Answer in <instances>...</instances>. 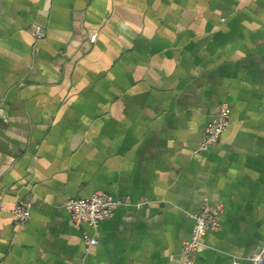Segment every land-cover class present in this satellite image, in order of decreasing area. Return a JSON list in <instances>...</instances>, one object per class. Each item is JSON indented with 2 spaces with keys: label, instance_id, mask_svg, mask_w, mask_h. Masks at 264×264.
Listing matches in <instances>:
<instances>
[{
  "label": "crops",
  "instance_id": "crops-1",
  "mask_svg": "<svg viewBox=\"0 0 264 264\" xmlns=\"http://www.w3.org/2000/svg\"><path fill=\"white\" fill-rule=\"evenodd\" d=\"M95 191L125 202L86 246L63 203ZM204 202L219 226L188 263ZM261 244L264 0H0V264H233Z\"/></svg>",
  "mask_w": 264,
  "mask_h": 264
},
{
  "label": "built area",
  "instance_id": "built-area-1",
  "mask_svg": "<svg viewBox=\"0 0 264 264\" xmlns=\"http://www.w3.org/2000/svg\"><path fill=\"white\" fill-rule=\"evenodd\" d=\"M32 33L37 39L45 37L46 30L44 26L38 23L32 24ZM96 33L90 37L94 40ZM231 107L227 103L218 105L215 115L206 123L203 128L202 138L198 146V150H206L216 144L229 123V115ZM4 122L8 121L6 116H2ZM122 198H116L111 194L103 191H95L86 197H73L64 201L63 205L69 212L72 223L76 227H80L83 223H87L92 233L83 232L82 236L86 246L97 243L98 225L101 220L110 218L115 208L124 203ZM223 205L221 203L211 204L204 202L199 210L193 216V224L190 237L183 243L186 260L190 263L195 252L203 245L202 236L207 228H217L219 226V216L222 212ZM13 222L16 225L24 224L30 216V204L23 199L16 200L11 208ZM264 263V244L252 254L243 258H235L233 264H263Z\"/></svg>",
  "mask_w": 264,
  "mask_h": 264
}]
</instances>
